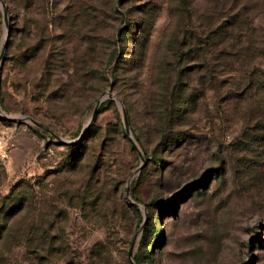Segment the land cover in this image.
<instances>
[{"label": "rangeland", "instance_id": "obj_1", "mask_svg": "<svg viewBox=\"0 0 264 264\" xmlns=\"http://www.w3.org/2000/svg\"><path fill=\"white\" fill-rule=\"evenodd\" d=\"M227 5L0 0V264H264V0L228 55Z\"/></svg>", "mask_w": 264, "mask_h": 264}, {"label": "trees", "instance_id": "obj_2", "mask_svg": "<svg viewBox=\"0 0 264 264\" xmlns=\"http://www.w3.org/2000/svg\"><path fill=\"white\" fill-rule=\"evenodd\" d=\"M251 2L252 0H229V5L226 6L227 8H224L221 21L206 36V43H212L215 40L216 44L222 45L223 48L220 47L227 55L228 53L225 52V49L231 46L232 49L238 48L239 52L247 39L242 32L245 26H248V22L254 17L253 13H249V5ZM232 55L235 54L232 53Z\"/></svg>", "mask_w": 264, "mask_h": 264}, {"label": "water", "instance_id": "obj_3", "mask_svg": "<svg viewBox=\"0 0 264 264\" xmlns=\"http://www.w3.org/2000/svg\"><path fill=\"white\" fill-rule=\"evenodd\" d=\"M4 17H5V14H4V11H3V18H4ZM105 98H109V99L114 100V102H115L118 106H120V108H121V104H120V102H118V100H116V99L112 96V94H111L110 92H105V93H104V96H103L101 99H99V100L95 103V105H94V107H93V109H92V112H91V114H90L89 121H90V120L92 119V117L94 116V113H95V111H96V109H97L99 103H100L103 99H105ZM121 112H122L121 114H122V120H123V127H124L125 132H127V131H128V129H127V122H126V118H125V114H124V112H123V109H121ZM89 121H88L87 124L85 125V128L87 127ZM32 123H34V124L37 125V126H41L40 124H38V123L35 122V121H32ZM80 137H81V133L78 134V136H77V138H76L75 140H71V141H69V142L77 141V140H79ZM131 142L133 143V140H132V139H131ZM133 144H134V143H133ZM126 193H128V190H127V189H126ZM132 203L135 204L134 202H132ZM130 249H131V247L129 248L128 253H127L128 258H129V263H130V264H134L133 260L131 259V250H130Z\"/></svg>", "mask_w": 264, "mask_h": 264}, {"label": "built area", "instance_id": "obj_4", "mask_svg": "<svg viewBox=\"0 0 264 264\" xmlns=\"http://www.w3.org/2000/svg\"><path fill=\"white\" fill-rule=\"evenodd\" d=\"M11 132L0 130V160L6 161L9 157L10 151L15 147ZM47 153L50 154L51 150L47 148Z\"/></svg>", "mask_w": 264, "mask_h": 264}]
</instances>
